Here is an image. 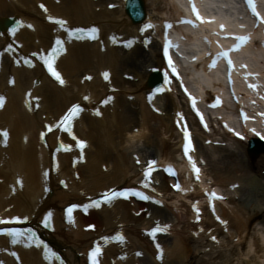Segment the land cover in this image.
Wrapping results in <instances>:
<instances>
[{
    "label": "bare ground",
    "instance_id": "bare-ground-1",
    "mask_svg": "<svg viewBox=\"0 0 264 264\" xmlns=\"http://www.w3.org/2000/svg\"><path fill=\"white\" fill-rule=\"evenodd\" d=\"M142 1L146 17L134 24L125 13L123 0H0V19H11L0 23V96L5 99L0 111V131L9 132L5 141L0 136V215L17 213L38 226L44 215L51 214L55 231L46 234L45 241L64 255L65 264H84L80 253L86 254L92 242L103 235L114 238L120 231L124 243L105 247L103 264H264V153L247 156V140L251 136L246 134L244 142L231 137L220 125L227 120L224 110L214 112L213 116L222 119L210 125L211 133L194 130L196 154L203 166L199 180H194L175 147L180 134L173 122L185 99L166 93L155 102L147 100L151 94L147 78L152 70L162 66L158 43L152 37L161 35L159 27L165 16L174 20L181 14L184 2ZM110 3L114 4L111 10ZM204 3L219 5V14L213 17L212 24L190 30L178 27L174 20L175 29L198 50L189 56L185 70L190 84L200 90V97L203 86L212 88L216 81L221 83V71L209 72L204 67V52L199 49H207L204 41L210 43L215 39L221 23L236 27L223 6H230L248 24L250 21L243 6H235L237 0ZM54 20L66 23L60 26ZM11 21H20L14 34L7 28ZM152 21L153 30L144 32L143 27ZM93 27L98 30L94 43L81 42L70 35L74 30ZM253 38L264 40V35L261 30L254 31ZM146 39L151 41L149 45ZM58 40L64 43L58 61L66 78L64 86L54 83L42 69L41 57L47 56L48 49ZM117 41L119 47L114 45ZM124 41L131 43L130 49L123 47ZM34 54L38 58L32 60L33 67H27L26 60ZM244 54L249 55L251 66L262 74L260 80L264 84V48L252 42ZM192 58L198 63H192ZM105 73L109 74L108 80ZM88 74L90 79H86ZM77 102L85 109L71 135L82 136L87 146L78 152L81 157L75 159L80 165L74 171L71 164L78 156L75 151L56 154L57 163L52 171L51 156L56 136L61 133L48 136L45 147L40 144L39 132L46 122L58 119L68 105ZM97 109L100 114L95 116L92 111ZM190 120L196 125L192 117ZM168 133L177 140L174 145L167 140ZM217 137L221 139L218 147L213 144ZM207 139L212 140V145L204 146ZM156 156L162 164L180 161L178 178L182 190L172 192L173 181L163 175H155L154 183L149 185L150 190L155 187L162 193L169 192L168 198L160 197L161 207L138 206L133 202H116L110 208L89 207L88 217L96 223L95 232L84 231L91 221L86 222L89 218L79 213L75 225L64 224L62 208L68 202L90 203L88 197L96 199L110 186L138 182L142 179V166ZM60 181H64L65 189L56 186ZM212 186L224 193V200L214 202L211 208L203 199L204 192ZM49 189L53 192L50 197L46 196ZM187 196L188 202L198 200L196 205L203 210L201 224L193 223L196 215L191 207L179 202V198ZM145 208L150 217H145ZM158 222H164L170 230L165 236L151 239L143 230ZM42 254L40 249L27 248L24 243L11 245L0 239V264H47Z\"/></svg>",
    "mask_w": 264,
    "mask_h": 264
},
{
    "label": "snow or ice",
    "instance_id": "snow-or-ice-1",
    "mask_svg": "<svg viewBox=\"0 0 264 264\" xmlns=\"http://www.w3.org/2000/svg\"><path fill=\"white\" fill-rule=\"evenodd\" d=\"M189 2L192 4V11L195 14V17H196L197 21H200L201 23L210 22V21H204L203 20V18L201 17L199 11L196 8L194 0H189ZM247 3H248V6L252 9L253 15L257 16L261 20V23H264V17H260L259 13H257L253 0H247ZM52 22L57 24V25H60V26H64L65 23H66L63 20H54ZM182 22L185 23V24H190L193 27H197L198 26L192 20H187L186 19V20H183ZM27 27H31V26L27 25ZM148 27H152V25H149ZM166 27L171 29L173 26L171 24H167ZM77 31L81 34V38H83L84 30L81 29V30H77ZM12 32L14 34L16 32V29L13 28ZM70 35L74 36V35H76V33H70ZM88 38L89 39H93V40L98 39V30L96 28H92L90 30V34H89ZM235 39L237 41H239V43L235 46V48L231 49V51H238L240 49V47L244 43H246L248 41L249 38L248 37H243V36H236ZM62 43H63L62 41H59V40L56 41L57 47L55 49H53L52 54L50 56L41 57V59L43 60L44 65L47 66L48 71L51 73V75L53 77H55L58 81H60L61 84H63L64 81L61 79L59 73L54 69L53 61L55 60L58 52L63 50L62 47H61ZM173 46L174 45H172V43L170 41H166V46H165V50H164V54H165L166 57H169V49L172 48ZM175 47H178V45H176ZM220 56H222L223 58L227 59L228 65L230 67L233 65V61L229 58V52L228 51L222 52L220 54ZM220 56H218L216 58V60H213L212 64L210 65L211 67H215L216 66V62L220 58ZM168 63H169V66L172 67L173 73H175L176 69L173 66V61L171 60L170 57H169ZM104 75H105V79H108V75L109 74L105 73ZM89 79H90V77H89ZM13 83H14V81H13ZM249 87L252 88L253 90H255L258 87V85L250 84ZM262 98H264V97H262ZM4 103H5L4 98L0 97V108H3ZM196 103H197V101L194 98H192V105H193L194 108L196 107ZM220 103H221L220 100L217 99L216 104L212 105V107H215V106L219 105ZM81 111H82V109L78 105L74 106L63 117L62 121L60 122L59 125H57V127H63L65 131H68L72 120ZM96 114L99 115L100 113L97 112ZM197 114L200 115L199 112H197ZM181 119H183V117H181ZM244 119H245V121L248 120L247 115L244 116ZM201 120H203V116L202 115H201ZM205 127H207V125H205ZM49 131H51V128H49ZM0 136H3V137L6 138L8 136V133L7 132L0 133ZM73 138L75 139V137H73ZM241 138L243 139V137H241ZM185 139L187 140V144L185 146L184 151H185V155H187L190 151L194 150L193 146H192V143H191V140L189 138V133L187 131H185ZM78 143H79V146H80L81 149H83L85 147L84 143H82V142H78ZM188 161H189V164L191 165L192 171L196 174L197 180H199V178H200V169L196 166V162L192 159L191 156H188ZM154 163H155L154 161L150 162L149 167H148L147 171L145 172V177L146 178L151 176V173L153 171L152 164H154ZM167 171L170 174L175 175V172L171 168L167 169ZM18 183L22 184V181H18ZM145 186H147V185H145ZM175 187L177 188V190H182L180 188L179 184L175 185ZM206 194L209 195L210 198H212V199H222V197L217 196L214 192L206 193ZM103 196H104L105 200L108 203H111L114 199L121 198V197L127 199L129 196H137V197H139L140 199H143V200H147L148 199V197L144 196L142 193L134 192V191L106 192V193L103 194ZM92 206L99 207L100 206V202L96 201L92 205H89L88 207H92ZM85 210H87V209H85ZM73 211H74L73 208H69L68 209V215H69V218H70V222H71V216H72V212ZM197 211H198V209H197ZM21 223H23V221H21L19 218L15 219V220H3V219H0V224H3V225H13V224H21ZM164 230L165 229L161 228L160 226H157L150 233V235L155 237L158 232H161V231H164ZM0 235H7L8 237H11L13 243H17L21 239L29 240V239L34 238V234L32 233L31 229H29L27 233L13 230V231H8L6 233H0ZM117 239L120 242H123V236L122 235L117 237ZM213 240L215 241V237H213ZM100 254H101V248H100L99 245H97L95 250L91 252L92 264H98L97 257ZM12 255H15V253H12ZM46 255L48 256V258H55V253L48 252V253H46Z\"/></svg>",
    "mask_w": 264,
    "mask_h": 264
},
{
    "label": "rangeland",
    "instance_id": "rangeland-1",
    "mask_svg": "<svg viewBox=\"0 0 264 264\" xmlns=\"http://www.w3.org/2000/svg\"><path fill=\"white\" fill-rule=\"evenodd\" d=\"M111 4V3H110Z\"/></svg>",
    "mask_w": 264,
    "mask_h": 264
}]
</instances>
